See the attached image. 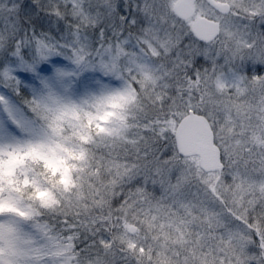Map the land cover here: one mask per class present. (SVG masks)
<instances>
[{"label": "snow or ice", "instance_id": "6c2138e0", "mask_svg": "<svg viewBox=\"0 0 264 264\" xmlns=\"http://www.w3.org/2000/svg\"><path fill=\"white\" fill-rule=\"evenodd\" d=\"M0 264H264V0H0Z\"/></svg>", "mask_w": 264, "mask_h": 264}]
</instances>
